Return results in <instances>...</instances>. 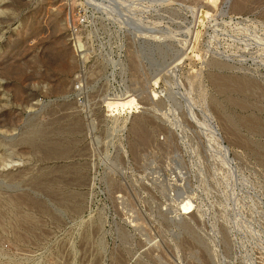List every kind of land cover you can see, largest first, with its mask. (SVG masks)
I'll return each instance as SVG.
<instances>
[{
	"label": "rangeland",
	"instance_id": "1",
	"mask_svg": "<svg viewBox=\"0 0 264 264\" xmlns=\"http://www.w3.org/2000/svg\"><path fill=\"white\" fill-rule=\"evenodd\" d=\"M8 110L0 264H264V0H0Z\"/></svg>",
	"mask_w": 264,
	"mask_h": 264
},
{
	"label": "bare ground",
	"instance_id": "2",
	"mask_svg": "<svg viewBox=\"0 0 264 264\" xmlns=\"http://www.w3.org/2000/svg\"><path fill=\"white\" fill-rule=\"evenodd\" d=\"M209 1H211V2H215V0H209ZM69 18V19H68ZM67 18V23H69V22H71L72 21V17H71V15H70V17H68ZM79 46H81L80 44H79ZM55 66V65H54ZM131 100H122V101H119V102H109L107 105L108 106H122V105H124V104H127L128 102H130ZM8 109V108H7ZM2 112V111H1ZM6 117L7 119H9V118H11L12 117V113L8 110V111H5V114L4 113H1L0 114V117ZM5 118V119H6ZM14 118V117H13ZM3 122V121H2ZM1 122V123H2ZM9 124V123H8ZM4 130V129H3ZM25 138H27V137H25ZM25 138H22V139H25ZM22 139H20V140H16V141H12V139L11 140H6L5 139V143H7V144H9L10 146H22V149L21 150H24L23 149V147H25L24 145H22L23 144V142H22ZM3 145V144H2ZM28 146V145H27ZM31 147V146H30ZM32 148V147H31ZM27 149V148H26ZM27 151V150H26ZM41 153V152H40ZM13 161H15V160H8V157H5V155L3 154V153H0V168H3V167H6V166H8L10 163H12ZM7 176V175H6ZM22 199V198H21ZM17 203V202H16ZM20 220H24V221H30V218H28V216L27 217H22Z\"/></svg>",
	"mask_w": 264,
	"mask_h": 264
}]
</instances>
